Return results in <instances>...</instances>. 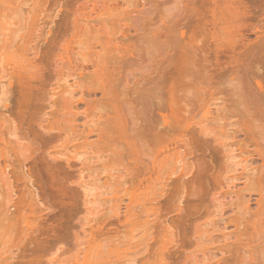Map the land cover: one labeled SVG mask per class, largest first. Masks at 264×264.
Instances as JSON below:
<instances>
[{"label":"rangeland","instance_id":"374dc122","mask_svg":"<svg viewBox=\"0 0 264 264\" xmlns=\"http://www.w3.org/2000/svg\"><path fill=\"white\" fill-rule=\"evenodd\" d=\"M25 1L16 15L5 12L0 20L7 42L26 45L16 60L34 74L29 91L13 79L7 108L0 105V144L6 145L0 163L6 159L9 166L7 176L0 175L7 183L0 182V264L9 256L4 250L10 232L22 249L26 221L36 233L42 229L50 247L40 264H125L124 258H107V251L139 244L147 232L162 236L153 226V210L139 214L149 209L147 202L140 200L141 208L132 201L130 147L132 140L138 145L145 162L137 167L144 172L157 150L158 113L169 117L166 150L182 155L183 168L175 165L186 174L172 175L174 184L163 179L168 184L159 198L167 209L158 217L168 210L162 218L171 220L173 234L186 230L178 254L180 239L169 244L175 252L169 254L178 256L169 260L229 264L225 245L234 241L235 220L247 208L254 212L258 193L264 194V168L250 177L251 169L264 164V0ZM16 128L22 139L12 136ZM39 170L48 183L55 172L70 189L60 199L76 203L67 222L70 236L61 244L52 245L50 229L62 207L54 205L59 213L48 198L28 208L33 200L28 175ZM179 198L198 205L188 221L172 207ZM130 202L131 219L120 227L118 218L128 217L123 219ZM152 202L150 209L157 208ZM144 215H153L152 225ZM99 225L107 234L94 233Z\"/></svg>","mask_w":264,"mask_h":264},{"label":"bare ground","instance_id":"6f19581e","mask_svg":"<svg viewBox=\"0 0 264 264\" xmlns=\"http://www.w3.org/2000/svg\"><path fill=\"white\" fill-rule=\"evenodd\" d=\"M25 2H26L25 0H0V20L2 17H4L3 13H5V12H9L10 16L16 15L17 11L20 10V6L25 5ZM0 29H2V27ZM0 37H2V38H0V105L2 106V108H7L6 105L8 104V101H7L6 96H9L7 94H9V92L11 90L10 88H11V85L13 82L12 80L16 79L17 82L22 83L23 85L25 83L28 86V89L27 88L26 89L29 91V89H30L29 83L33 80L34 74H33V72H31L29 70H27V72H26V68H24L22 66L23 64L19 63V61L16 60V57L22 58L23 50L27 51V49L25 48L26 45L25 46H22V45L13 46V44L11 42H7L9 39H7L6 36L4 37L2 33L0 34ZM8 43L11 44V46ZM12 46L16 47V48L14 49V48H12ZM22 69H25V71H23V73L25 72V75L21 73L20 70H22ZM156 106H158V104ZM158 108L160 110V105L158 106ZM0 109H1V107H0ZM170 112L173 115V117H175L177 110H174L170 107ZM158 114H159L158 115L159 119L157 120L156 125H155V128H157L158 131L153 138V142L157 145V150H156L155 154H153L150 157L148 156L151 159L148 158L149 159L148 162L145 163L144 172L142 171V173H140L139 172L140 168L138 169V167H137L139 163L141 164V163L145 162L144 160L140 159L141 154L139 153V149L137 148L138 145H136L135 144L136 142L134 143V141L132 140L130 142V147H131V151H132V160L134 162V164H133V173H134V175H133V187H134V193H135V197H136L135 200H132V201L136 204V206L138 204L137 202L139 201L140 205L138 204V207H140L141 205L144 207V204H141L142 201L145 203L147 202L149 209L146 211H142L143 210L142 209L141 213H139V214L140 215L143 214L142 212H144L145 214H147L148 212L151 213L150 210L151 211L153 210L152 213L154 216L150 215V216H153L152 219L155 218V220H156L155 221V220L151 219L153 221V226H155L154 228L157 227L156 229H159V230L161 229L160 233H162V236H160L161 234L157 235V234L153 233V235H157L161 239V240L158 239V240H160V241H158V243H159L158 244L156 242L157 236H153L152 233H149V235H148V232H147L148 229L147 228H149V230L151 229V231L153 230V226H151L152 227L151 228L149 226L150 225L149 224V225H147L149 227L146 226L147 228L145 226H142V227L146 228V230H147L146 231L147 234L144 232L147 236H144L145 234L143 235L144 238L145 237L146 238L144 239L143 236L141 237L145 241L142 240L141 238H140L141 239V241H140L139 238L136 237V238H138V240L140 242H138L139 244H137V242H136L137 240L135 239L136 240L135 244L134 243L132 244L133 248L131 247V244L129 247V244L127 243L128 246H126V247H129L130 249L124 248V250H123V248H122L121 250H123V251L121 252V250L118 251L119 248H117V245H115L112 247V249L107 251V253H106L107 254L106 256H108L107 258L112 259V258L116 257L115 258L116 260H118L119 258L120 259L124 258L123 260H125L127 264H172L171 260H169L170 257L172 256V258H176V257L178 258V256H176V255L169 254L171 252H172V254L173 253L175 254V252H173V250L172 251L170 250V249H174L173 248L175 246L174 242H176L178 239H180L178 241H181L180 243L178 242L175 246V249L177 252L176 254H178L179 252L177 251L176 247H179L178 250H180L182 248L181 246H183L182 244H184L185 241H187L185 228H183L182 231L179 232L180 233L179 236H175L173 234V231H172L173 229H171L173 227L170 228V225L167 226V223H171V220H167V222L164 221V218L166 216V215H164V213H166L168 210L166 212L164 211L163 216H162L164 218H162L161 216L158 217V214H159L158 212L160 211V209H161V211H163L164 208H165V210L167 209L165 205H162L164 207H161L159 205L160 204L159 198L161 196H163L162 194H163V191L165 188L164 186L168 184V183L166 184L165 181L167 180V181L173 182L172 181L173 179H170V177L172 175L174 176L175 174H177L179 172L178 171L179 167L183 168V164H180L183 160L181 157L182 155L178 151H175V148L170 150V151L166 150V147H167L166 144L169 143V142H167L169 140L166 141L165 134L168 131V127H170L169 117L167 115H163L161 113H158ZM119 115L120 114L118 113V116H117L118 118H120ZM121 115H122V113H121ZM186 124H188V121ZM2 125H3V121L0 120V128L2 127ZM13 130H14V132H13L12 136L15 135V139H16L18 136V133H17L18 130H17V128L13 129ZM16 130H17V132H16ZM11 131L12 130H10L9 132L12 133ZM20 136L22 137V135L19 134L17 139H19ZM20 139H22V138H20ZM2 141H3V139H2V135H1V131H0V142H2ZM216 141H218V139H216ZM4 142H5V140H4ZM16 143H19V142L16 141ZM4 146H6V145L2 146V143L0 144V157L3 156V153L5 152L4 149L6 150V147H4ZM22 150H23V147L18 146V148L16 149V153L21 154L23 152ZM139 154H140V156H139ZM2 158H4V157H2ZM183 158H184V156H183ZM0 160L2 161V159H0ZM5 160L3 159V164L0 163L2 165V167L0 166V173H1L0 175L1 176L3 175L2 179H4V177H5L4 175H6L5 169H7L9 167L7 165L8 162H6ZM141 160H142V162H141ZM178 163L181 166L177 167V165H175ZM143 164H141V165H143ZM141 165H139V167ZM169 165H171V166H169ZM263 168H264V164H263V166L261 165L259 168L251 169L250 170L251 171L250 177H256V178L259 177L258 173L261 172ZM243 169H246V167H244ZM30 172H32V171H30ZM39 172H40V170L39 171H33L31 173L30 177L28 175V178H29L28 180H30L28 182L31 183L30 195H31V198H33L32 205H30L28 208L31 210V207L33 205L35 206V204L37 205V203L43 204V201L44 200L46 201V199H48V198L49 199L51 198V206H54L56 203H58L62 207V212H61V210L58 209L59 207L54 206L57 208V209L56 208L55 209L58 210V212L60 210L61 213L59 212L60 214L58 215L57 219H55L57 216L56 217L54 216L55 218H53V219L55 221L53 220L54 224L51 223L53 225L51 226V229H50L51 233H52L51 236L53 235L51 237V240L53 239V241H54V242L51 241L52 245H54L53 243H55V245H56V243L59 244V242L61 244L66 239L68 240V238L70 236V234H69L70 232L68 233L69 226H68L67 222H68L69 217H70V219L72 217V215H70V213L74 214V210H72V209L75 208L76 203L74 204L75 206L73 207V206H70V205H72V204H70V203H72V200H70L71 202H67V200H66L67 203H64L65 202L64 198L60 199L61 196L65 197L66 195H68L66 191L67 190L70 191V189L66 190L67 186L65 185L66 186V188H65L64 184L61 183L62 181L61 182L59 181L60 179H58L59 177L56 176L57 174L55 172H54V174L53 173L51 174V179H50L51 183H48V181L44 182V180L42 179V176L40 175L41 172L40 173ZM181 172L182 171L180 170V172H179L180 175L182 174ZM182 176L184 177V176H186V174H182ZM247 177H249V176L247 175ZM178 178H177V180L175 179V183L178 181ZM163 179H165L164 182H163ZM168 179H170V180H168ZM1 181L2 180L0 179V182ZM44 183H48V186H47V184H44ZM1 184L3 185V182H1ZM6 184L3 186H6ZM173 184H174V182H173ZM177 185L175 184L174 188L176 187L175 190L180 191L181 188H180V186L178 187ZM65 193H66V195H64ZM69 197L70 196H68V198ZM70 198L73 199L72 196ZM168 199L171 200L170 198H168ZM140 200H141V202H140ZM68 201H69V199H68ZM152 201L156 203L155 205L158 206L157 208L155 206H151L152 209H150L149 203ZM174 201H173V203H176V201H177L178 204L176 203L173 205V203H172V205H173L172 207L175 208L174 206L177 205L176 210L180 211V213L182 212V214H185V215H182V214L181 215H182V217L185 216V218H187L186 221H188L189 220L188 218L193 217L194 216L193 214L196 213L195 212L197 210L196 208H198L197 204H195V203L190 204L189 201H187L186 199H182V198L179 200V202H178V200H176L175 202ZM131 204H132V202H130V204H129L130 209H127L123 214V216L125 215L126 217L128 215L127 218H125V216L123 217V219L125 218L126 221L122 220V219H121L122 221L121 220L119 221L118 213L115 214V217L118 218V221H117L118 225L119 224L121 225V226L119 225L120 227L126 226V223L129 222L128 219H131L130 215L128 214L129 213L128 210L131 211V208H132ZM135 204H132V206H134ZM255 205H256V209L254 212L251 213L250 210H248V208H247L245 215L243 214L244 216L237 217L235 220V223H234L235 230L232 234L234 241L231 244L225 245L227 253H229V256L227 258L229 261V264H264V246L256 245V242L259 240H261V243H264V194L258 193V198L255 200ZM41 206H43V205H41ZM68 206H69V208H68ZM136 206H135V208H136ZM142 206H141V208H142ZM32 208H34V207H32ZM144 209H146V208H144ZM176 210L174 212H176ZM33 211H30V213ZM52 211H54V209ZM139 211H140V209H139ZM161 211H160L159 215H161ZM178 211L176 213H178ZM130 214H132V213L130 212ZM139 214H134L135 216L134 215H132V216L138 217V216H140ZM167 214H169V213H167ZM155 215H156V217H155ZM64 216H66V217H64ZM120 216H121V213H120ZM144 216H146V215H144ZM147 216H149V215H147ZM150 216H149V219L147 217V219L149 221L147 219L146 220H147V222L151 223V225H152V221L150 222ZM141 217H139V219H141ZM120 218H122V217H120ZM159 218H161V221H159ZM143 219H144V217H143ZM114 220H116V219H114ZM106 221L107 220L105 219V224L101 222L102 224H104V227L107 226ZM123 221H125L124 225H123ZM168 221H170V222H168ZM112 222L114 223V221H112ZM142 222H145V221H142ZM147 222H145V223H147ZM31 223L32 222L26 221V225H25L26 230L25 229L20 230V233H23V236L19 239V243L21 244L22 249L20 248V245L15 246L13 243L15 241L14 239H17V237L12 238L11 232L8 234L9 236L7 238V242L9 240L10 243L6 242V244H8L9 246L6 245L8 247V249L6 248L7 251L6 250H4V251H5V254H8L9 256L6 257L5 259H3L4 261L2 264H14V261H18L19 264H40L41 263L40 262V259H42L41 257L44 256L45 252L50 247L47 246V241L43 240V239H45V237L43 236V234H45V233L44 232L41 233L42 229H41L40 233H38V232L36 233L33 230H35L37 228L33 229L32 227L34 225ZM115 223H116V221H115ZM117 223H116V225H117ZM96 227L97 228L99 227V228L96 230L94 229L95 234L100 232V234L102 235L104 231H106V230L108 231V229L104 228L101 225L96 226ZM104 229H106V230H104ZM90 230H92V229H90ZM11 231L13 232V229H11ZM107 231H106V234H107ZM16 232H19V231H16ZM92 232H91V234H92ZM74 235L76 238L77 237L76 233L73 234V236ZM176 235H178V232ZM92 236H93V234L91 235V237ZM48 241H50V240L48 239ZM142 241H144V242L142 243ZM48 243H50V242H48ZM254 243H255V245H254ZM120 244H121V242H120ZM169 244H172L174 246L171 245L172 246L171 247ZM178 244L179 245L181 244V245L178 246ZM52 245H51V247H52ZM168 245L171 247V248L169 247L170 252L167 249ZM13 247L16 249V251L18 253L16 252L15 254H12L11 250ZM19 249H21V250H19ZM131 249H133V250L129 251ZM166 252L168 253L167 255H166ZM0 255L2 256V255H4V253L3 254L0 253ZM102 256H103V253L100 255V258H103ZM107 258L105 257L104 261H106ZM11 261H13V262H11ZM104 261H102V262H104ZM112 261H113V263L115 262L114 260H112ZM109 262H110V260H109Z\"/></svg>","mask_w":264,"mask_h":264}]
</instances>
